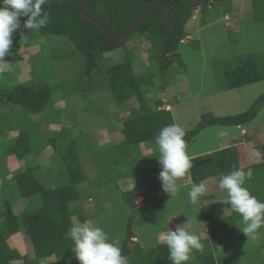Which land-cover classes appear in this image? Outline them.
Instances as JSON below:
<instances>
[{"label": "rangeland", "instance_id": "374dc122", "mask_svg": "<svg viewBox=\"0 0 264 264\" xmlns=\"http://www.w3.org/2000/svg\"><path fill=\"white\" fill-rule=\"evenodd\" d=\"M184 31L187 37L177 52L180 60L172 64L166 75H154L152 85L141 87L150 106L160 101L163 105L160 109L169 110L174 124L187 132L204 115L236 116L248 111L260 96H264V80L253 77L257 62L264 63V23L251 19L250 0H231V12L225 16L216 11L205 15L198 7ZM73 50V44L65 38L40 36L33 41L30 34L18 29L13 36L11 54L4 58L7 70L5 77L0 74V83L6 87L23 86L38 77L56 90L45 114L31 119V151L22 160L6 156L5 151L18 136L16 130L8 128L9 122L12 127H20L17 124L25 121L27 114L0 98V177L5 180L3 192L12 198L15 214L23 215L30 202L18 195L13 197L16 190L12 187L11 192L7 186L11 173L28 167L34 170L38 182L46 189L68 185L70 178L61 156L65 154L68 142L73 140L80 152L79 162L85 175V181L77 186L79 200L71 204L74 209L82 208L78 211L81 221L74 218L73 224L92 220L108 233L110 240L119 242L121 251L131 233L138 240L139 247L136 248L142 247L146 254L150 248L155 254L163 253L167 246L161 245L158 237L168 228L174 230L183 224L200 237L204 246L202 251L191 253L188 264H203L196 260V253L209 256L214 249H217L212 255L214 260L224 261H214L215 264H264V227L258 230L255 239L247 238L242 232L245 226L242 218H238L239 214H236L238 217L232 215L234 211L229 210L227 194L219 188V181L211 188L215 201L210 196L205 198L208 204L217 202L216 206L207 205L204 210L190 203L189 185L181 186L173 197L161 191L155 199H146L145 202L139 199V208L134 211L128 207L126 193L157 164L158 146L155 142L144 143L130 154L122 151L118 146L123 141L120 128L129 114H119L106 88L98 89L91 99L85 94L84 88L87 87L81 76L84 58ZM125 50L131 54L135 71L155 68L154 62L149 60L154 54L150 43L138 36L131 38L125 48L106 54L108 64L123 62ZM95 76L94 83H102L101 74ZM127 106L137 108L138 103L132 99ZM44 123L47 126L53 124L49 126V136L56 140L57 150L47 142L43 132L48 130ZM248 128L250 132L245 137L251 141L245 138V142H249L241 149L245 157L240 155V168H246L245 159L248 163L250 159L257 162L251 157V149L264 145V105L258 108L256 118ZM239 131L234 127H210L192 141L189 149L211 152L217 148L219 138L236 136ZM217 151L220 150L214 152ZM127 159L131 175L125 177L127 166L125 168L123 162ZM244 186L251 190L255 187L254 182L248 181ZM37 204L40 199L36 196L33 205ZM25 237L22 232L8 241L13 249L28 257L27 264H54V258L35 260ZM131 244L127 243L129 249L133 246Z\"/></svg>", "mask_w": 264, "mask_h": 264}, {"label": "trees", "instance_id": "16d2710c", "mask_svg": "<svg viewBox=\"0 0 264 264\" xmlns=\"http://www.w3.org/2000/svg\"><path fill=\"white\" fill-rule=\"evenodd\" d=\"M78 1L83 4L86 15L100 21L113 36L120 37L128 24L163 0ZM250 1L251 19L254 22L264 23V0ZM198 7L205 15L209 11H216L225 16L231 12V0H171L144 18L129 32L126 39L117 44L110 43L98 26L83 18L78 3L70 0H51L50 4L45 6V11L50 16L47 27L39 30H27L21 27L20 30L30 34V39L33 41L40 36H51L65 38L73 44V53L82 56L85 62V66H82L81 69V76L87 87V89L84 88L85 94L90 95L91 99L98 89L106 88L110 91L119 109V114H129L123 120L120 128L123 141L118 146L123 149L124 153L130 154L132 150H137L144 143H154L161 128L174 124L171 113L160 109L162 106L160 101L154 102L152 106L149 105L150 100L145 97V90L141 87L152 85L154 75L157 73L161 76L166 75L172 64L180 60V55L177 52L183 45L182 41L187 37L184 28ZM20 19L21 25H23L26 17ZM134 36L142 37L150 43L151 51L154 54L149 56V60L154 62V69L148 67L147 71H135L131 54L127 50H125L123 62L118 64L109 62L108 64L105 55L125 48V44ZM257 63L253 77L263 81L264 63ZM96 70L97 73L94 74ZM99 74L103 78L102 83H94L95 75L99 76ZM78 87L83 90L82 86L78 85ZM55 91V87L52 88L38 77L30 79L23 86L17 85L12 88L0 83V98L27 114V118H24L25 121L20 124L16 123L20 127H12L11 121L9 122L8 128L16 130L18 136L14 143L6 148V156H15L22 160L23 156L31 151L29 146L31 119L32 117L39 118L45 114L47 107L52 104ZM132 99L137 101V108H128L127 103ZM262 105H264V96H260L248 111L236 116L220 118L211 115L202 116L194 128L186 132L184 137L186 145L191 143L203 130L213 126L234 128L248 126L256 118L258 108ZM51 125L53 124L47 126L44 123L43 126L48 131L43 132L45 130H42V132L49 146L57 150L56 140L49 136V126ZM74 142L73 140L68 142L66 152L61 156L70 178L68 185L46 189L38 182L34 170L28 167L24 171L16 170L11 173V180L7 186L11 188V192L13 191L12 187L16 190L13 191V197L18 195L20 199H27V202H30V205L28 203L26 206L27 210L21 216L15 214L11 204L12 198L3 192L5 180L0 177V264H13L20 261L24 264L28 263V257L22 256L16 249H13L8 241L12 236L22 232L26 236V243L28 242L27 244L31 246L32 256L35 260L54 258V264H78L75 259L73 242L67 235L68 229L73 224V219L81 221L78 211H81L82 208L74 209L71 204L79 200L77 186L85 181V175L79 162L78 153L80 152ZM255 148L264 152V145ZM90 156L92 157V155ZM129 159L123 162L124 165L126 163L125 168L127 166L125 177L131 175V170H128ZM191 161L193 167L190 169V180L197 183L212 176L226 175L237 169V149L235 147L226 148L192 158ZM249 169L252 170L253 175L246 181L254 182L255 187L252 190L249 187L247 189L258 200L264 202V159H260L258 164L246 170ZM160 171L161 168L157 162L154 167L146 171L144 178L138 181L130 192L126 193L127 205L131 210L139 208L136 203L138 196L142 195L145 198L147 194L157 189L156 180ZM123 176L121 177L124 178ZM36 196L39 197L40 204L33 205ZM236 214L234 212L232 215ZM238 218L241 219L240 215ZM131 237L132 234L129 233L121 251L122 255L128 258L129 264H172L168 258L167 247L163 248L164 252L161 254H155L153 249L146 255L142 251L131 254L127 246ZM196 255L197 260L201 259L203 264H215L214 261L217 263L223 261L222 259L214 260L211 254L201 256L202 254L197 252ZM137 257L140 259L135 261Z\"/></svg>", "mask_w": 264, "mask_h": 264}, {"label": "clouds", "instance_id": "9594fccd", "mask_svg": "<svg viewBox=\"0 0 264 264\" xmlns=\"http://www.w3.org/2000/svg\"><path fill=\"white\" fill-rule=\"evenodd\" d=\"M50 2L51 0H0V74L7 70L4 58L11 54L14 33L21 27L27 30L47 27L50 16L45 11V6ZM22 17H26L23 25L20 19ZM185 135L183 127L171 124L161 128L155 138L161 168L158 179L162 191L171 197L177 194L182 186L179 181L189 176L193 167L186 151ZM251 157L264 159V152L254 147L251 149ZM252 175L251 169L245 171L237 168L221 176L218 186L226 192L231 210L242 218L245 225L242 232L247 238L255 239L258 230L264 227V202L244 186ZM206 191L204 182L193 183L188 192L190 203L197 205ZM182 225L176 226L174 230L168 228L159 237L167 246L168 258L172 264H186L194 250L202 251L204 247L200 237ZM67 235L73 242L78 264H129L128 258L121 253L119 242L110 240L108 233L90 219L72 224Z\"/></svg>", "mask_w": 264, "mask_h": 264}, {"label": "crops", "instance_id": "0c3cea01", "mask_svg": "<svg viewBox=\"0 0 264 264\" xmlns=\"http://www.w3.org/2000/svg\"><path fill=\"white\" fill-rule=\"evenodd\" d=\"M251 125V123H249V125L248 126H250ZM248 126H246V127H238L239 129H240V131L237 133V135L236 136H223L222 137V139L221 138H219V140H218V142H217V148L216 147H214L215 149L213 150V151H211V152H214V151H216V150H223V149H226V148H230V147H235L236 149H237V162H238V168L239 169H243V170H246V169H248V168H250L251 166H253V165H256V164H258L259 163V161H258V159H257V162H255L254 160H251L250 159V163H248V160L247 159H245V161H243V163L244 164H246L245 166H246V168L244 167V168H240V163H241V161L242 160H240V159H242V158H240L241 156H244L245 157V154L244 153H242V150L241 149H243V146L245 145V143H247V142H249V141H251L247 136L249 135V134H247V133H249L250 131H249V128H248ZM238 128H235V130L236 129H238ZM208 129V128H207ZM240 133V134H239ZM245 135H247L246 137L248 138V140L249 141H246L245 142ZM191 144H192V142L191 143H189V144H187L186 145V151H187V154L189 155V157H190V159H192V158H195V157H199V156H203V155H205V154H208V153H211L210 151H200V152H198L195 148H190L189 149V147L191 146ZM239 147V148H238ZM204 149V148H203ZM143 155H146L147 156V154H144L143 153ZM241 155V156H240ZM246 160H247V163H246ZM220 178H221V175H217V176H212V177H209V178H207V179H205V180H203V181H200V182H204L205 184H206V186H207V191L205 192V194L203 195V198H200V202L197 204V206H198V208H200V210H204V208L207 206V205H213V206H216V203L217 202H215V203H213V202H211V203H206V199L205 198H207V197H209L210 196V198L213 200V201H215L214 200V195L212 194V192H214L211 188H212V185L214 184H216V182H218L219 180H220ZM200 182H197V183H200ZM182 186L183 185H189V187H191V185L193 184V182L190 180V176H186L185 178H182L181 180H180V182H179ZM156 186H157V189L156 190H154L152 193H150V194H147V196L144 198V196H138L137 197V199H136V202L139 200V199H142V201L143 202H145L146 201V198H148V200L149 199H152V198H156L157 196H158V193H160L161 191H162V188H161V182H160V180L158 179V177H157V180H156ZM213 195V196H212ZM217 201V200H216ZM142 202V203H143ZM229 204H227V206H228ZM141 206V205H140ZM138 207V206H137ZM229 207V210L231 211V208H230V206H228ZM17 235V234H16ZM19 236H20V234H18ZM160 237V236H159ZM159 237H158V239H159ZM129 244H131V245H133L132 247H131V249H129L130 250V253L131 254H134V253H136V251H142L143 253H144V255H146V252L143 250V248L142 247H140L139 249H137L136 247H139V243H138V240H137V238L134 236V235H132V237H131V239H130V241L128 242ZM161 245H164V244H161ZM165 246V245H164ZM151 250L153 249V248H150ZM150 249H148V250H150ZM215 250H217V249H214V251ZM194 251H196V250H194ZM214 251H210V254L211 255H213V252ZM150 252V251H149ZM148 252V253H149ZM147 253V254H148ZM199 254H201L200 252H198ZM26 254H27V252H26ZM207 253H205V254H203V255H201V256H204V255H206ZM141 258H142V256H141ZM197 258V257H196ZM140 258H138L137 257V259L135 258V261H137V260H139ZM48 260V259H47ZM197 260V259H196ZM198 261V260H197ZM188 262H190V261H187L186 262V264H188ZM199 262H201V259L199 260ZM195 263H196V261H195Z\"/></svg>", "mask_w": 264, "mask_h": 264}, {"label": "water", "instance_id": "95a60500", "mask_svg": "<svg viewBox=\"0 0 264 264\" xmlns=\"http://www.w3.org/2000/svg\"><path fill=\"white\" fill-rule=\"evenodd\" d=\"M53 1H66V0H53ZM70 1H74V2L78 3L79 10H80V13L83 16V18L93 22L96 26H98L104 32V34L106 35V38L109 40L110 43L117 44L118 42L126 39V37L128 36L129 32L137 24H139L144 18H146L148 15L152 14L153 12H155L158 9H160L161 7H163L164 5L169 3L171 0H163L162 2L158 3L157 5L151 7L146 12L141 14L138 18H136L130 24H128V26L125 28L124 32L122 33V35L120 37L113 36L111 34V32L108 30V28H106L100 21H98L97 19H95L93 17H90V16L86 15L85 11H84V8H83V4L80 3L78 0H70Z\"/></svg>", "mask_w": 264, "mask_h": 264}]
</instances>
